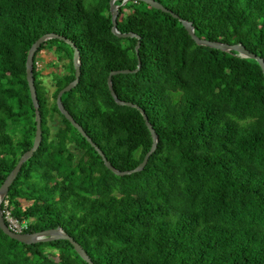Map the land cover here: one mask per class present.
Segmentation results:
<instances>
[{
  "label": "trees",
  "instance_id": "trees-1",
  "mask_svg": "<svg viewBox=\"0 0 264 264\" xmlns=\"http://www.w3.org/2000/svg\"><path fill=\"white\" fill-rule=\"evenodd\" d=\"M87 1L0 0V187L34 144L26 64L46 34L64 36L80 51L79 84L62 102L108 161L131 171L152 147L141 113L117 105L107 83L112 71L138 68V39L113 35L110 0ZM155 1L193 23L200 39L241 44L264 59V0ZM118 29L141 38L142 66L114 76L113 87L145 111L157 150L139 173L119 177L107 169L58 109V93L75 80L74 50L49 40L33 71L43 140L4 199L11 217L29 223L24 233L61 227L94 264H264L260 65L198 46L179 19L145 3L122 7ZM45 49L57 65L67 61L52 104L36 65ZM56 115L61 126L52 136ZM0 264L87 263L67 240L29 246L0 229Z\"/></svg>",
  "mask_w": 264,
  "mask_h": 264
},
{
  "label": "water",
  "instance_id": "water-1",
  "mask_svg": "<svg viewBox=\"0 0 264 264\" xmlns=\"http://www.w3.org/2000/svg\"><path fill=\"white\" fill-rule=\"evenodd\" d=\"M122 1L121 5H118L117 2ZM128 2H135V3H145L148 6H150L153 9L162 11L164 13L171 14L175 19H179V21L183 24L184 28L188 32L189 36L195 41V43L198 46H203V47H209L212 49H217L222 52H235L238 54L239 57L241 58H246V59H252L258 62L260 65L263 74H264V59L257 56L256 54L251 53L248 49H246L243 45L241 44H228V43H219V42H211L208 40H203L200 39L198 36L195 34V29L193 26V23L186 21L184 19H181L178 15L173 13L171 10L167 9L164 7L161 3L155 1V0H110V12L112 16V33L115 35L117 38H137L138 43L135 47V52L137 54L138 58V68L136 70H119V71H112L108 77V87L109 91L115 100L116 104L119 106H127L131 108L137 109L141 115L144 118L145 124L147 128L149 129L151 136H152V147L150 151L145 155L143 162L135 169L131 171H119L117 170L111 162L108 161L106 158L105 154L103 151L93 142V140L87 135V133L84 131L81 125H79L73 116L69 113V111L65 108L63 102H62V96L67 93L72 91L80 81V76H81V54L79 49L76 47V45L65 38L64 36H60L57 34H46L39 38L31 47L29 53H28V58H27V64H26V73H27V82L29 85L30 89V94L31 98L34 104V108L36 110V136L34 140V144L31 150L26 152L19 160L18 164L16 167L12 170V172L9 174L7 179L5 180L4 184L0 187V229L3 231L5 235H7L9 238L18 241L19 243L25 244V245H34L37 243L41 242H52L56 240H67L69 241L77 254L87 263V264H94L88 253L84 250V248L77 243L70 235H68L61 227H58L56 229H50L46 230L43 232H37V233H16L11 230L10 226L7 224L6 219L4 217L3 213V208H2V203L5 199V197L8 194V191L15 181V179L18 177L23 165L31 159L34 154L38 151V149L41 146L42 140H43V131H42V117L40 113V105H39V100L37 96V90L35 86V79H34V58L40 47L46 43L49 40L53 39H59L67 44H69L73 50H74V55H73V63H74V68H75V80L71 82L69 85H67L64 89H62L58 95H57V106L60 111V113L68 120L74 128H76L79 133L90 143V145L95 149V151L99 154V156L102 158L105 166L107 169L112 171L116 176L119 177H124V176H131L135 173H139L143 171L148 162L150 157L155 153L158 147V136L155 132V129L153 125L150 123L148 116L146 115L145 111L140 108L139 106L130 103V102H124L120 100L114 90L113 87V77L117 75H126V74H134L137 73L141 66H142V61L140 57V48H141V38L137 36L134 33H121L118 29V18L120 15V9L124 7Z\"/></svg>",
  "mask_w": 264,
  "mask_h": 264
},
{
  "label": "rangeland",
  "instance_id": "rangeland-1",
  "mask_svg": "<svg viewBox=\"0 0 264 264\" xmlns=\"http://www.w3.org/2000/svg\"><path fill=\"white\" fill-rule=\"evenodd\" d=\"M86 0V4H87ZM130 12L129 11H124L122 15H128ZM40 71H41V90L43 94L47 97L49 104L53 103V93L55 92L56 85H55V80L58 75L66 73V67L65 65L67 64L65 62H62L57 65V60L54 55V52L45 49L41 53L38 54L37 56ZM53 65V66H51ZM56 65V66H54ZM61 120L58 117V115L55 116L54 119H49V126L51 128V135L53 136L55 132L58 130V128L61 126ZM22 207L23 208H28L29 203L26 201H22Z\"/></svg>",
  "mask_w": 264,
  "mask_h": 264
},
{
  "label": "built area",
  "instance_id": "built-area-1",
  "mask_svg": "<svg viewBox=\"0 0 264 264\" xmlns=\"http://www.w3.org/2000/svg\"><path fill=\"white\" fill-rule=\"evenodd\" d=\"M36 65H37L38 69H40L38 62H37ZM3 203L5 205V210H4L3 213H4L6 219H7L8 223H9V226H10L11 230L16 232V233H24L25 230L28 229L29 223L28 222L20 223L17 220L13 219L11 217L10 211L8 210V201L4 200Z\"/></svg>",
  "mask_w": 264,
  "mask_h": 264
}]
</instances>
